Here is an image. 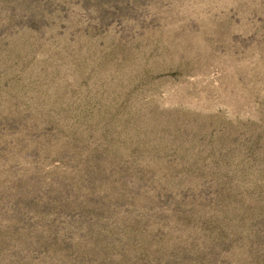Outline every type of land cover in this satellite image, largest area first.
Segmentation results:
<instances>
[{"label":"rangeland","instance_id":"obj_1","mask_svg":"<svg viewBox=\"0 0 264 264\" xmlns=\"http://www.w3.org/2000/svg\"><path fill=\"white\" fill-rule=\"evenodd\" d=\"M0 264H264V0H0Z\"/></svg>","mask_w":264,"mask_h":264}]
</instances>
